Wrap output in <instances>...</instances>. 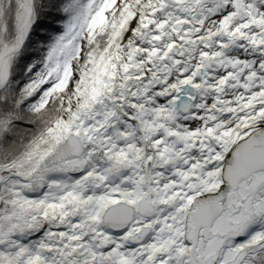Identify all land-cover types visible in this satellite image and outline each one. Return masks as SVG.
Masks as SVG:
<instances>
[{
	"label": "snow or ice",
	"instance_id": "snow-or-ice-1",
	"mask_svg": "<svg viewBox=\"0 0 264 264\" xmlns=\"http://www.w3.org/2000/svg\"><path fill=\"white\" fill-rule=\"evenodd\" d=\"M0 264H264V0H0Z\"/></svg>",
	"mask_w": 264,
	"mask_h": 264
}]
</instances>
